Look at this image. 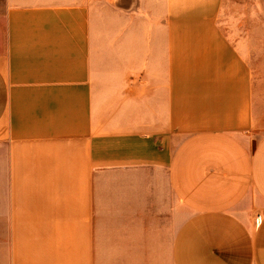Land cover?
<instances>
[{
  "label": "crops",
  "instance_id": "0c3cea01",
  "mask_svg": "<svg viewBox=\"0 0 264 264\" xmlns=\"http://www.w3.org/2000/svg\"><path fill=\"white\" fill-rule=\"evenodd\" d=\"M224 3L4 0L0 264H264V113Z\"/></svg>",
  "mask_w": 264,
  "mask_h": 264
},
{
  "label": "rangeland",
  "instance_id": "374dc122",
  "mask_svg": "<svg viewBox=\"0 0 264 264\" xmlns=\"http://www.w3.org/2000/svg\"><path fill=\"white\" fill-rule=\"evenodd\" d=\"M255 7V0H225L220 25L226 35L240 45V50L250 62L255 77V100L264 113V22L261 23L256 15ZM3 8L4 0H0V40L4 33ZM252 204L258 205L259 202L254 198ZM258 219L259 215L255 221Z\"/></svg>",
  "mask_w": 264,
  "mask_h": 264
}]
</instances>
